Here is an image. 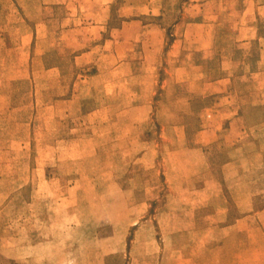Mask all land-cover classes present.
<instances>
[{
  "label": "rangeland",
  "instance_id": "374dc122",
  "mask_svg": "<svg viewBox=\"0 0 264 264\" xmlns=\"http://www.w3.org/2000/svg\"><path fill=\"white\" fill-rule=\"evenodd\" d=\"M174 123L264 170V0H0V264H166Z\"/></svg>",
  "mask_w": 264,
  "mask_h": 264
},
{
  "label": "crops",
  "instance_id": "0c3cea01",
  "mask_svg": "<svg viewBox=\"0 0 264 264\" xmlns=\"http://www.w3.org/2000/svg\"><path fill=\"white\" fill-rule=\"evenodd\" d=\"M185 128L168 125L162 169L150 175L148 186L151 206L155 193L152 177L162 175L168 184L159 223L169 226L164 227L163 240L173 243L174 249H163L162 263L264 264V199L257 200L264 197V170L251 175L250 168H245L254 150L243 147L250 142L242 141L243 136L226 138L236 154H230L223 165L222 184L211 158L213 148L218 149V127L202 125L190 138L185 136ZM154 153L150 148L142 155L148 158L144 168L150 171L157 165ZM176 207L177 217L171 212Z\"/></svg>",
  "mask_w": 264,
  "mask_h": 264
},
{
  "label": "clouds",
  "instance_id": "9594fccd",
  "mask_svg": "<svg viewBox=\"0 0 264 264\" xmlns=\"http://www.w3.org/2000/svg\"><path fill=\"white\" fill-rule=\"evenodd\" d=\"M69 264H73V262H69Z\"/></svg>",
  "mask_w": 264,
  "mask_h": 264
}]
</instances>
